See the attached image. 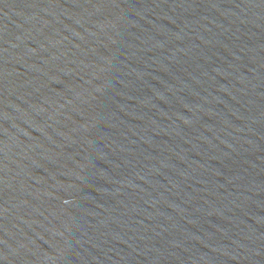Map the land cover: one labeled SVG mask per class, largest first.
Returning a JSON list of instances; mask_svg holds the SVG:
<instances>
[{
    "label": "water",
    "instance_id": "obj_1",
    "mask_svg": "<svg viewBox=\"0 0 264 264\" xmlns=\"http://www.w3.org/2000/svg\"><path fill=\"white\" fill-rule=\"evenodd\" d=\"M0 264H264V0H0Z\"/></svg>",
    "mask_w": 264,
    "mask_h": 264
}]
</instances>
